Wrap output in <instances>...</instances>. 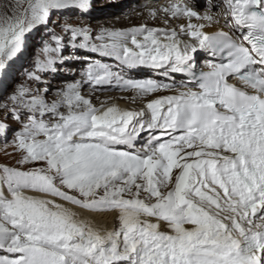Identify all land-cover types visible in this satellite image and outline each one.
Returning a JSON list of instances; mask_svg holds the SVG:
<instances>
[{
  "label": "snow or ice",
  "instance_id": "1",
  "mask_svg": "<svg viewBox=\"0 0 264 264\" xmlns=\"http://www.w3.org/2000/svg\"><path fill=\"white\" fill-rule=\"evenodd\" d=\"M91 8L10 0L0 9V95L31 36L48 37L27 83L0 103V135L11 131L19 154L16 167L0 166V264H264V0H222L203 15L173 0L159 11L165 25L185 21L179 32L142 24L93 34L52 19ZM81 60V80L49 102L44 77ZM85 85L132 93L142 107H96ZM74 208L112 213L115 225Z\"/></svg>",
  "mask_w": 264,
  "mask_h": 264
},
{
  "label": "bare ground",
  "instance_id": "2",
  "mask_svg": "<svg viewBox=\"0 0 264 264\" xmlns=\"http://www.w3.org/2000/svg\"><path fill=\"white\" fill-rule=\"evenodd\" d=\"M170 2H173V0H102L92 4L90 12L86 14L88 16L89 21L87 27L92 30L93 34L105 28L112 30H122L133 27H139L142 24H147V26L150 28H167L169 30L176 29L177 32H179L180 24L185 23V21L171 19L168 21V24L165 25L163 23L165 17H163V14L159 11L162 7L166 6ZM187 2L192 3L198 11L200 7L204 6L206 3H210L208 9L199 11L201 15H203L205 12H211L216 10L220 0H187ZM153 10L156 11L155 19L150 16V12ZM215 30V27L205 29V31L209 33ZM181 39L183 41H187L186 37H181ZM203 54L204 53H197V56L199 58L198 66L201 69H204V61L202 59ZM22 61L23 60L20 59L21 63ZM71 63L77 69L76 71L73 69L70 70V67L68 69L62 66H58L60 67V70L57 73L49 74V76L44 79L46 81H51L52 79L55 80V82H47L50 85V91L47 96L49 102L56 98V89L64 88L67 86L68 83L72 81L81 80V70L83 69L85 62L72 61ZM73 71H75L78 75L76 76L72 74ZM135 75H137L138 77H144L145 75H148V73L140 71L135 73ZM82 94L86 98H91L93 104L96 107H100L102 102H107L109 104L115 103L119 107L126 109L139 110L142 107V102L132 101V93L129 92H93L91 88L85 85L82 89ZM121 97L124 98L121 99ZM27 194L40 195L36 193ZM73 210L85 219L92 221L98 227H106L111 230L115 225L114 214L112 213H90L75 208Z\"/></svg>",
  "mask_w": 264,
  "mask_h": 264
},
{
  "label": "rangeland",
  "instance_id": "3",
  "mask_svg": "<svg viewBox=\"0 0 264 264\" xmlns=\"http://www.w3.org/2000/svg\"><path fill=\"white\" fill-rule=\"evenodd\" d=\"M99 1H102V0H92V4L99 2ZM8 3H10V0H0V9H2V6L7 5ZM209 4L206 3L204 6L200 7L199 11L208 9ZM220 5H222V0H220L218 6ZM52 19L56 22V24L69 23L72 25L87 26L89 22L88 16L86 14L81 16L78 13H73L71 15H66V16H53ZM54 26L55 25H50V27H54ZM55 30L57 33L60 32L59 27H56ZM42 38L46 40L48 38L47 34L44 32H37L31 36L28 42L27 50L25 54L23 55V57H21V59L23 60L22 63L20 62V59H19L18 60L19 62L17 61L16 64L14 65L13 71H14V77H15L16 83L12 84L11 88H9L8 90L7 95H11V92L15 89V87L18 84L27 83L26 77H25V70H29V71L32 70L34 62L37 59V56L42 47ZM72 67H70V70L71 69L75 71L77 70L75 66H72ZM75 71H73L72 74L77 76L78 74ZM48 76L49 75L45 76L44 79ZM45 82L51 83V82H55V80L53 79L51 81L45 80ZM31 86L36 87L35 84H32ZM7 95H0V103L7 101ZM5 115L6 113H4L2 109H0V120H2ZM4 122L8 125L9 129H19L20 127V125L15 120H12V119L5 120ZM5 139H7L8 141L7 144H5ZM13 139H14V135L12 134L11 131H9V133L7 134V137L0 135V166H8V167L17 166V160L19 159V154L16 153V150L11 145V142Z\"/></svg>",
  "mask_w": 264,
  "mask_h": 264
}]
</instances>
